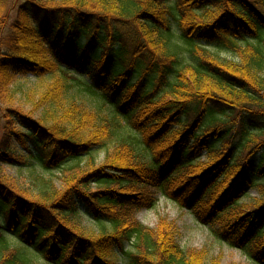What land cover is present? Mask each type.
I'll return each mask as SVG.
<instances>
[{
  "label": "trees",
  "instance_id": "obj_1",
  "mask_svg": "<svg viewBox=\"0 0 264 264\" xmlns=\"http://www.w3.org/2000/svg\"><path fill=\"white\" fill-rule=\"evenodd\" d=\"M28 75L41 114L0 108V167L38 184L0 173V264H218L136 219L155 192L264 264V0H0V98ZM72 90L87 105L60 113Z\"/></svg>",
  "mask_w": 264,
  "mask_h": 264
},
{
  "label": "rangeland",
  "instance_id": "obj_2",
  "mask_svg": "<svg viewBox=\"0 0 264 264\" xmlns=\"http://www.w3.org/2000/svg\"><path fill=\"white\" fill-rule=\"evenodd\" d=\"M255 41V38H249ZM217 49V48H214ZM216 52L226 60H238L237 55L226 49H217ZM181 60L184 62L191 61V57L185 51L181 53ZM50 79L47 77L34 78L28 75L27 78L19 76L14 81L12 96L8 99L0 98V108H18L23 113L31 115L34 119L41 114L42 105H38L40 95L45 91ZM87 93L78 94L72 90L68 95L61 98L57 104L58 111L61 113L68 107L71 97L75 100L74 104L84 103L87 105L90 97ZM78 106V105H77ZM80 106V105H79ZM82 106V105H81ZM264 139V135L260 138ZM115 139L109 138L104 146L95 151L96 160L100 163L105 152L112 147ZM207 156H202L201 161H208ZM31 166H17L9 164H1L0 173L4 174V178L14 181L17 188L23 190L28 189L33 192L35 185L38 184V178L32 176ZM53 173V174H51ZM46 178L52 175V181L61 186L60 181L55 172L44 173ZM186 174L179 176V179L185 180ZM16 180V181H15ZM253 199L257 197V192L250 189ZM155 203L150 208L139 210L135 217L144 226L155 228L161 218H165L168 222H172L177 229V240L183 248L204 249L206 258L215 259L218 264H253L249 257L239 248L229 245L226 241L217 239L210 231L208 225L202 224L193 213L186 207H181L174 201L166 198L159 192H155ZM209 199V198H208ZM252 203L253 200H246L245 203ZM204 205V204H203ZM227 215V214H226ZM230 218H234L235 214H228ZM81 227L86 235L98 234L99 226L85 216H80ZM116 249V248H115ZM117 262L119 264H130L121 252H116Z\"/></svg>",
  "mask_w": 264,
  "mask_h": 264
}]
</instances>
